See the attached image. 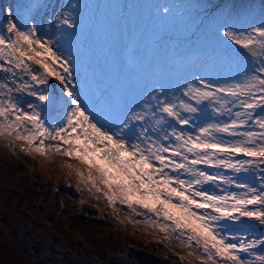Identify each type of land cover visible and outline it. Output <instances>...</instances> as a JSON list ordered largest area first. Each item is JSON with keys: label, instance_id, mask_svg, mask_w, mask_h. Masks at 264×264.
Masks as SVG:
<instances>
[{"label": "snow or ice", "instance_id": "1", "mask_svg": "<svg viewBox=\"0 0 264 264\" xmlns=\"http://www.w3.org/2000/svg\"><path fill=\"white\" fill-rule=\"evenodd\" d=\"M17 7L0 16L6 151L64 158L69 187L118 223L158 234V244L184 253L175 254L184 264H264V3L259 19L248 10L242 26L235 4L183 6L190 26L210 22L230 46L234 74L152 83L123 107L79 79V0ZM156 10L164 20L174 15V6ZM0 250L9 252L6 239Z\"/></svg>", "mask_w": 264, "mask_h": 264}, {"label": "rangeland", "instance_id": "2", "mask_svg": "<svg viewBox=\"0 0 264 264\" xmlns=\"http://www.w3.org/2000/svg\"><path fill=\"white\" fill-rule=\"evenodd\" d=\"M52 1L50 0V2ZM60 1L64 3L63 0ZM100 1H109L108 3L112 6L120 2V0ZM127 1L130 10L126 12V18L121 20L115 16L106 15L105 21L97 24L94 23L96 17L85 10L87 7L81 9L80 13L82 24L92 25L88 38L95 41L94 43L91 41L87 46L89 49L87 56L91 58L92 62L96 64L98 62L96 49L104 54H115L121 59L124 71H111L108 75V84L117 73H126L129 69L124 63L123 57L124 47L128 43L135 44L137 48L134 62L136 68L147 70L156 63L165 64V66L171 65L175 74H166L165 78H162L159 69L147 74L158 81L165 79L171 86L182 80L184 76H190L193 71L206 73L213 78H224L234 74L236 66L229 58L228 47L230 46H226L224 38L215 31L210 22L207 23V26L200 25L199 28L190 26L186 15L188 10L184 7H174V15L166 20L156 16L157 5H195L206 3V0H194L188 3H185L186 0ZM27 2L28 0H0V16H2L3 8L11 5L14 11H19L17 6ZM222 2L228 3L230 6L236 5L241 13L242 26L245 22V13L248 10H253L251 12L253 20L259 19L264 0H222ZM160 12L163 13V9H160ZM197 23L199 24V21ZM124 28H127L129 34L124 35ZM117 35L121 37H116ZM75 40L76 44L77 42L81 43V40L75 38L74 42ZM157 42L160 43L153 51V44ZM168 47L176 49V61L183 58L180 64L170 61ZM199 55H206L203 58L204 62L195 66L193 62ZM185 56L188 57L184 58ZM208 56L210 59H207ZM134 72V70L131 71L132 74ZM83 81L86 82L89 79ZM143 81V78L139 77L131 80L125 93L126 98L136 91H139L141 95L146 90L139 89V86L144 83ZM115 89L116 87L112 88L113 91ZM90 92H92L91 95L94 94V90ZM105 99L107 98L105 97ZM9 143L8 140H0V211L3 212V216L0 214V217L4 219V226L0 227V233L4 231V234H9L7 239L12 240L11 247L15 246L17 250L24 251L26 254L33 255L35 253L37 258L30 260V263L35 261L38 264H89L87 257L79 255L80 249L74 250L71 244L65 242L64 239H69L68 233L71 232H74L72 240L76 244L80 243L86 249H91L92 246L99 248L98 252L103 254L106 260H113L114 264H126L128 260L137 264L135 258L126 259L124 257L128 251L130 254H139V261L143 260L144 257L140 252L142 250L135 248L134 243L130 244V241L137 242L147 250L158 245L166 248L157 243L161 239L158 234L142 227L118 223L117 220L111 218L112 213L104 204L77 193L74 183L69 187L70 181L60 167L64 158L56 157L49 162L36 155L23 156L19 151L9 153L6 151ZM5 169L11 175L6 177ZM54 187L59 191L53 192ZM69 196L72 198L69 199ZM5 200H7L6 207L4 206ZM34 202L37 209L33 206ZM54 205L66 218L67 226L74 229L66 230V233H56L57 227L61 228V231L65 229V223L54 224V226L50 223L54 219L57 221L54 217L50 219L52 217L50 213L54 212ZM85 213L88 214L87 218ZM100 216L107 218L100 219ZM122 218L123 214L119 219ZM20 234L23 235L21 237L23 244H20ZM151 240L155 243H151ZM27 243H30L32 247ZM108 243L120 247L121 254L114 255L112 259ZM28 246L30 251L26 252L27 249L24 248ZM166 249L168 252L174 250L173 247L171 250ZM102 263L105 264V261L102 260Z\"/></svg>", "mask_w": 264, "mask_h": 264}, {"label": "bare ground", "instance_id": "3", "mask_svg": "<svg viewBox=\"0 0 264 264\" xmlns=\"http://www.w3.org/2000/svg\"><path fill=\"white\" fill-rule=\"evenodd\" d=\"M193 1L194 0H186L185 3L193 2ZM52 2L62 4V2L60 0H53ZM108 2L109 1L101 2L100 0H87V5H89L88 12H89V14L95 15L96 19H98L96 21L97 24L103 23L105 21L106 15L115 16L116 18H119L120 20L124 19V18H126V12L130 10L129 9L130 5H129L127 0H120V2L117 4H114V6H112ZM173 6L176 8H181L185 5H177L176 6L175 4H173ZM91 27H92V25L82 24L81 32L74 37L77 40H81L80 44H86L84 54L85 53L89 54V49L87 48V46L89 45V43L91 41H92V43H94V41H95L94 39L91 40L88 38L90 36V28ZM131 34H132V32L130 31V35ZM116 37H121V36L117 35ZM167 40L169 41V38H167ZM159 43L160 42L153 44V50H155V48L159 45ZM146 45H149V44H146ZM96 54L98 57V62H97V64L96 63L92 64V68L95 70V74L89 77L90 81L92 80V78H96V77H102L104 80H107L109 73L113 70L124 71V67L122 65L120 57H118L112 53L111 54H104L98 49H96ZM205 56L199 55L194 60L193 64L195 66H199L200 64H202L204 62L203 58ZM187 57L188 56H185L184 58H187ZM207 59H210V57L208 56ZM182 60H183V58H182ZM135 66L136 65L129 66V69L126 71V73L121 76V78H122V77H126L129 74V78L127 80L125 88H127L128 85L130 84V80L136 79L137 77L143 78V80H144L143 81L144 83L139 86V89H147V87L150 86L152 83H159V84H164L165 86H171L170 83H168L165 79L158 81L157 79L152 78L149 75H147L148 73H153V71L156 70V68H158V69L162 68L163 64L151 66L147 70L138 69ZM167 69H168V71L163 69L160 72L162 74V78H165L166 74H169V75L175 74V72L171 66L168 67ZM132 70L135 71L133 74L131 73ZM114 85H115V82H113V83L110 82V84L105 82L103 85V87H105L107 90V94H108L107 95V101L109 103H111L112 105L123 107L126 103L131 102L133 99H135L137 96L140 95L139 91H136L135 93L129 95L127 98L126 97L123 98V96H121L117 93L118 88H119L118 86H120L121 83L117 86V88H116L117 91L112 90ZM103 87H100V89ZM94 89H95V87H93V86L89 87V91H93Z\"/></svg>", "mask_w": 264, "mask_h": 264}, {"label": "trees", "instance_id": "4", "mask_svg": "<svg viewBox=\"0 0 264 264\" xmlns=\"http://www.w3.org/2000/svg\"><path fill=\"white\" fill-rule=\"evenodd\" d=\"M33 206L35 209H37L36 203ZM53 208H54L53 209L54 212L52 214L50 213V216H52V217H50V219H53V217H54L57 219V221H55V219H54V221L50 222V223H52L53 226H54V224L55 225H61V224L65 223V229L63 231H61V228L57 227L56 233L65 232L66 230L74 229L73 227L67 226L68 224L66 223V218L63 216L60 209L57 208L56 205H54ZM0 214L3 216V212L0 211ZM1 231H2V228H1ZM73 234H74V232L68 233L69 239H64L66 243L71 244L75 250L80 249V250L86 251V252L94 251V252H96L94 254L96 258H99V260H104L103 258L105 256L98 252L99 248H97V247L94 248L93 246L91 249L83 248L84 246H82L80 243L76 244L74 242V240H72ZM129 243L130 244L134 243L135 248H137V249L139 248L140 250H142V251H140L142 256L144 257L142 261H139V254H134V253L130 254L129 251H128V254H126L124 256L126 259H128L129 257L135 258V260H136L135 263H137V264H184V262H181L177 258V256L175 255L176 253H179L180 255H183L184 253L181 252L180 249H178L176 247H173L174 248L173 251L168 252L166 248H163L159 245L155 248L150 247V250H147V249L143 248V246L138 244L137 242L130 241ZM151 243H155V242L153 240H151ZM0 244H3V243H0ZM7 244L9 247L8 253H5L2 250H0V264H2V262L5 260L11 261L12 264H38L35 261L33 263H30V260H34L35 258H37L35 253H33V255L31 253L26 254L24 251L17 250V248L15 246H14V248L11 247V244L9 242ZM30 245L31 244L29 243V246ZM107 245H108L109 253L111 252V258L112 259H113L114 255L119 256L121 254V249H119L120 247L118 248V246L110 245L109 243ZM30 247H32V246H30ZM24 249L26 250L27 247ZM164 256H165V258H163ZM89 257H90V255H87V258H89ZM109 261H113V260L109 259L108 262H106V264H108ZM128 263L133 264L129 260H128V262H126V264H128ZM101 264H103L102 261H101Z\"/></svg>", "mask_w": 264, "mask_h": 264}, {"label": "flooded vegetation", "instance_id": "5", "mask_svg": "<svg viewBox=\"0 0 264 264\" xmlns=\"http://www.w3.org/2000/svg\"><path fill=\"white\" fill-rule=\"evenodd\" d=\"M5 233V232H4ZM3 232L2 233H0V243H4V241H5V239H6V241H7V243L9 242L11 245H12V240L11 239H7V236L9 235H7V234H4ZM23 235L22 234H20L19 235V240H20V244H23V242L21 241L22 239H21V237H22ZM27 244H29V243H27ZM23 249V248H22ZM24 250V249H23ZM21 251V250H20ZM30 250H29V246L27 247V251L26 252H29ZM67 251H69V250H67ZM96 252H94V251H89V252H86V251H83L82 252V250H81V252L79 251V255L80 256H85V257H87V255H90V257L89 258H87L88 259V261L90 262L89 264H101V261L102 260H99V258H96L95 257V254ZM64 260V259H63ZM99 261H100V263H99ZM113 262V261H112ZM112 262H110L109 261V263L108 264H114V263H112ZM106 264V263H105Z\"/></svg>", "mask_w": 264, "mask_h": 264}]
</instances>
